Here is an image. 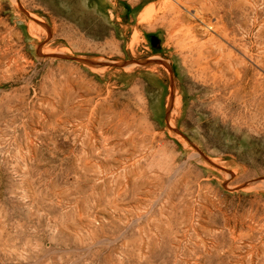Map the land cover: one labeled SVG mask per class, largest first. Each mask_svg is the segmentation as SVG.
I'll list each match as a JSON object with an SVG mask.
<instances>
[{"label":"rangeland","instance_id":"1","mask_svg":"<svg viewBox=\"0 0 264 264\" xmlns=\"http://www.w3.org/2000/svg\"><path fill=\"white\" fill-rule=\"evenodd\" d=\"M221 1L0 0V264H264V0Z\"/></svg>","mask_w":264,"mask_h":264},{"label":"bare ground","instance_id":"2","mask_svg":"<svg viewBox=\"0 0 264 264\" xmlns=\"http://www.w3.org/2000/svg\"><path fill=\"white\" fill-rule=\"evenodd\" d=\"M208 2V1H207ZM211 2L212 3H214L215 5H220V3H223L221 0H211ZM210 3V2H209ZM169 5V4H168ZM171 5V4H170ZM172 6V5H171ZM170 6V7H171ZM173 7V6H172ZM220 7V6H219ZM221 8L222 9H224L223 11L225 12L226 10H225V8L221 5ZM220 8V9H221ZM233 10H232V8H229L228 9V11L227 12H225V13H229V14H234V12H232ZM238 14V13H237ZM225 17V16H224ZM222 20V22H223V19H221ZM224 27H226L225 26V24H224ZM195 42V41H194ZM205 48V47H204ZM204 48L202 47V49L199 51V52H197V59H195L193 62H195V64H196V66H197V69H198V71H200L202 74H206V73H208V71L211 69V67H213L214 68V70L216 71V72H219V73H222V72H225V73H227V74H230V73H237V71H236V68H235V66H236V63L235 62H239V63H241V61L239 60V59H235V61H233V60H230V59H228L227 58V56H225V55H223V54H214L211 50H204ZM207 49H208V47H207ZM197 69H196V71H197ZM214 77H217L216 75H214ZM214 79V81L216 80V78H213ZM240 93L238 94L239 96V98H246L247 96H248V93H250L251 95H253L252 96V98L253 99H255V102H256V104H257V100H258V97H259V95H258V93H257V91L253 88V90L250 92H247L248 91V88H246L245 86H241L240 88H239V90H238ZM236 96V95H235ZM237 97V96H236ZM252 99V100H253ZM244 101H245V99H244ZM251 103V102H250ZM254 103V102H253ZM249 104V103H248ZM249 106V105H248ZM81 107V106H80ZM74 108V107H73ZM80 114V113H79ZM96 118V117H95ZM90 119H91V117H90ZM92 121V120H91ZM91 125V124H90ZM94 127V126H93ZM76 129V128H75ZM87 145V144H86ZM93 147V146H92ZM151 147V146H150ZM152 149V148H151ZM161 151H160V148H158V150H156V152H155V155L156 154H158V153H160ZM134 153H132L131 155H133ZM130 157H128V159H129ZM166 159V158H165ZM130 160V159H129ZM133 162V161H132ZM137 162L138 161H135V162H133L132 164H131V167H133V168H135V166L137 165ZM167 167V166H166ZM129 175V174H128ZM127 177V176H126ZM149 176H147V177H145L146 179L148 178ZM158 176H156V178H157ZM146 179H144L145 181H143L142 183H141V186H143V188H145V197L147 196H149L152 192H151V190L152 189H150L151 187H149V185H151V182L152 181H150L149 179V181L148 180H146ZM154 181H156V180H154ZM139 189V188H138ZM137 189V190H138ZM127 212V211H126ZM129 212V211H128ZM128 214V213H127ZM123 219V218H122Z\"/></svg>","mask_w":264,"mask_h":264}]
</instances>
